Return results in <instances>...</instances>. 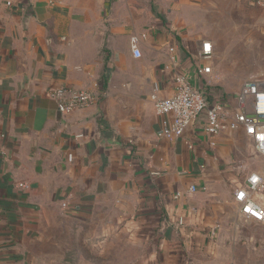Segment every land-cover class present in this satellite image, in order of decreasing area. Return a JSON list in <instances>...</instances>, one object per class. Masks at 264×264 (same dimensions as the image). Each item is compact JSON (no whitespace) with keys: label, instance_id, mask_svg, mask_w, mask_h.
<instances>
[{"label":"crops","instance_id":"0c3cea01","mask_svg":"<svg viewBox=\"0 0 264 264\" xmlns=\"http://www.w3.org/2000/svg\"><path fill=\"white\" fill-rule=\"evenodd\" d=\"M195 2L0 0V264H29L43 221L55 213L104 237L157 247L164 259L203 254L229 223L248 221L234 201L252 172L239 155L237 142H252L243 129L211 141L201 120L180 139L158 135L163 119L151 97H169L175 74L205 94L211 81L199 73L197 55L204 42H217L185 18L194 9L201 23ZM258 6L242 18L239 47H264ZM229 34L236 39L225 47H236L238 33ZM59 87L97 100L61 114L48 97ZM225 101L240 111L237 97ZM106 131L113 143L101 140Z\"/></svg>","mask_w":264,"mask_h":264},{"label":"rangeland","instance_id":"374dc122","mask_svg":"<svg viewBox=\"0 0 264 264\" xmlns=\"http://www.w3.org/2000/svg\"><path fill=\"white\" fill-rule=\"evenodd\" d=\"M255 4L252 0H196V7H201V23L197 10L192 9L185 17L197 35L217 42L205 94L210 104L223 105L225 100L238 99L252 79L264 83V47H239L243 16L257 15L263 7ZM231 30L238 33V42L234 43L236 47H225L228 40L231 43L236 39L229 34ZM245 142H237L239 155L247 160L252 172L263 177L258 204L264 207V157L255 151L252 142ZM81 223L60 213L45 219L41 241L35 245L29 264H264V224L253 221L229 223L224 237L215 236L203 254L165 259L157 247L151 251L138 248L112 235L104 237L92 227L82 228Z\"/></svg>","mask_w":264,"mask_h":264},{"label":"built area","instance_id":"2783aa9c","mask_svg":"<svg viewBox=\"0 0 264 264\" xmlns=\"http://www.w3.org/2000/svg\"><path fill=\"white\" fill-rule=\"evenodd\" d=\"M257 5H264V0H254ZM131 50L135 58L141 57L137 40H132ZM213 47L210 42H204L197 55L201 62L198 69L200 74L211 75ZM172 94L167 98L151 97L154 113L163 119L159 137L174 141L182 138L187 130L202 120L201 132L213 141L224 133H234L243 129L246 137L251 139L255 151L264 157V89L256 82L246 84L238 95L239 112L226 109L222 104H210L204 94L203 85L195 84L188 75L175 74ZM48 97L57 103L58 111L68 115L76 110L87 109L97 100L94 92L71 87H59L48 92ZM165 119V120H164ZM204 119V120H203ZM25 188L24 184L18 185ZM263 188V177L251 172L245 179L244 185L236 189L234 201L241 216L248 221L264 224V207L258 194ZM196 187L190 186L188 193L196 192ZM206 190V188H203ZM179 194H176L178 197ZM67 209V204L62 203ZM176 225H184L183 219L176 220Z\"/></svg>","mask_w":264,"mask_h":264},{"label":"water","instance_id":"95a60500","mask_svg":"<svg viewBox=\"0 0 264 264\" xmlns=\"http://www.w3.org/2000/svg\"><path fill=\"white\" fill-rule=\"evenodd\" d=\"M100 138L105 143H113L114 141V132L113 131H106L101 133Z\"/></svg>","mask_w":264,"mask_h":264},{"label":"trees","instance_id":"16d2710c","mask_svg":"<svg viewBox=\"0 0 264 264\" xmlns=\"http://www.w3.org/2000/svg\"><path fill=\"white\" fill-rule=\"evenodd\" d=\"M206 88V87H205ZM205 94V93H204Z\"/></svg>","mask_w":264,"mask_h":264}]
</instances>
